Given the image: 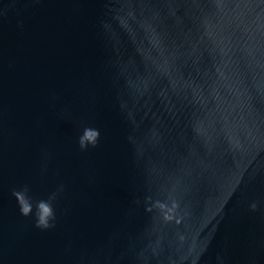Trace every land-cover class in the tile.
<instances>
[{
  "label": "water",
  "instance_id": "obj_1",
  "mask_svg": "<svg viewBox=\"0 0 264 264\" xmlns=\"http://www.w3.org/2000/svg\"><path fill=\"white\" fill-rule=\"evenodd\" d=\"M0 264H264V0H0Z\"/></svg>",
  "mask_w": 264,
  "mask_h": 264
},
{
  "label": "clouds",
  "instance_id": "obj_2",
  "mask_svg": "<svg viewBox=\"0 0 264 264\" xmlns=\"http://www.w3.org/2000/svg\"><path fill=\"white\" fill-rule=\"evenodd\" d=\"M155 75L163 77L165 73L157 71ZM99 130L92 129L90 127H85L82 134L79 136V145L81 149H86L89 145L95 147L99 140ZM29 189L25 186L21 190H13V195L16 197L17 202L20 207V212L24 216H29L33 213V201L32 198L28 195ZM55 199V194L49 197L48 200H39L35 202V218L36 226L41 229H48L54 227L55 221V211L53 208L52 201ZM166 207H157L155 209V217L157 223L161 228V235L164 236V239L161 241V251L163 252L165 248L170 250V255L176 256L178 250L181 247L180 241L178 239L179 226H175V229H170L169 224H173V221H168L166 219L165 213L167 208L172 206V202L168 199L162 201ZM207 244L203 246L202 249H196L188 255V261H191L193 258L198 262L203 251L206 249Z\"/></svg>",
  "mask_w": 264,
  "mask_h": 264
}]
</instances>
